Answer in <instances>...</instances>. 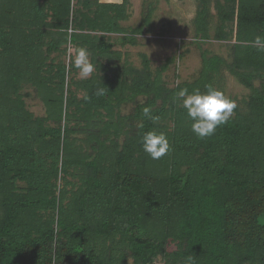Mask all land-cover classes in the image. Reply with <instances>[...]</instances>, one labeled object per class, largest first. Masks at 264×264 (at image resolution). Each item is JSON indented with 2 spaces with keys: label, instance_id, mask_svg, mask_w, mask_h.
Masks as SVG:
<instances>
[{
  "label": "trees",
  "instance_id": "1",
  "mask_svg": "<svg viewBox=\"0 0 264 264\" xmlns=\"http://www.w3.org/2000/svg\"><path fill=\"white\" fill-rule=\"evenodd\" d=\"M212 5L231 60L204 51L200 77L168 88L146 56L140 71L104 64L112 35L136 44L152 12L130 29L128 0H0V264H264V0H198L200 43ZM68 43L101 75L69 83L52 58ZM224 70L250 94L198 139L176 94L222 91ZM26 87L46 117L28 110ZM147 131L167 135L166 156L142 151Z\"/></svg>",
  "mask_w": 264,
  "mask_h": 264
},
{
  "label": "rangeland",
  "instance_id": "2",
  "mask_svg": "<svg viewBox=\"0 0 264 264\" xmlns=\"http://www.w3.org/2000/svg\"><path fill=\"white\" fill-rule=\"evenodd\" d=\"M100 1L113 3L110 1L117 0ZM118 1L122 3L124 0ZM126 10L127 18L126 21L122 22L123 26L130 29L138 27L141 25L144 16L150 11L152 14L149 25L143 28L141 34L136 35L137 43L134 45L130 43L123 45L120 43L122 38L120 35H112L114 43L113 56L104 61V64L110 61L109 64L112 67L116 64L120 67L130 65L140 71L144 68V56H146L150 60L152 72L156 75L161 71V78L168 88H174L184 82H193L200 77L204 65V51L231 60V49L235 42L216 39V28L220 22L214 5L211 6V37L205 43H200L196 36L195 19L198 12V0H128ZM62 49L64 52L52 54V58L56 59V63H64L68 67L67 81L69 83L72 79H75L76 82L87 80L95 73L101 75L96 67L94 72L85 79L80 78L77 69L69 71V68L73 66L72 60L75 56V48L68 43L64 44ZM64 49H66V52ZM89 59L92 62L91 55ZM255 85L259 86V81ZM221 90L226 97L236 102L237 107L244 109L245 100L248 99L250 91L226 70L223 71ZM26 92L30 93V96L25 98L28 110L35 117H46L47 107L42 99L36 95L33 88L26 87ZM140 101L143 102L144 98H140ZM133 105H124L122 113H131ZM63 107L65 110L67 107L66 101ZM75 137L77 139L82 138L81 135H75ZM123 139L120 141L123 142ZM172 249H174L173 246L170 250ZM157 263L162 264L161 259Z\"/></svg>",
  "mask_w": 264,
  "mask_h": 264
},
{
  "label": "clouds",
  "instance_id": "3",
  "mask_svg": "<svg viewBox=\"0 0 264 264\" xmlns=\"http://www.w3.org/2000/svg\"><path fill=\"white\" fill-rule=\"evenodd\" d=\"M69 32L73 29L69 28ZM256 45H264V40L257 37ZM258 51H264V46L258 48ZM90 53L84 47L75 48V56L72 65L79 71L82 79L88 78L95 70V65L89 59ZM95 95H105L103 89L96 91ZM181 101L180 106L186 110V115L191 123V131L198 139H203L214 135L216 129L227 123L237 104L234 100L225 96L223 91L206 86L205 92L199 89H193L189 92L187 88L180 89L176 94ZM88 99V97H85ZM143 116L153 121L159 117L152 115L150 107L143 108ZM141 149L150 159L159 160L166 156L171 145L167 135L164 132L147 131L141 138ZM191 257L188 258L189 262Z\"/></svg>",
  "mask_w": 264,
  "mask_h": 264
},
{
  "label": "crops",
  "instance_id": "4",
  "mask_svg": "<svg viewBox=\"0 0 264 264\" xmlns=\"http://www.w3.org/2000/svg\"><path fill=\"white\" fill-rule=\"evenodd\" d=\"M102 2V1H101ZM110 2H113V3H121V2H119L118 0L117 1H110ZM103 3V2H102Z\"/></svg>",
  "mask_w": 264,
  "mask_h": 264
},
{
  "label": "built area",
  "instance_id": "5",
  "mask_svg": "<svg viewBox=\"0 0 264 264\" xmlns=\"http://www.w3.org/2000/svg\"><path fill=\"white\" fill-rule=\"evenodd\" d=\"M156 264H158V263H156Z\"/></svg>",
  "mask_w": 264,
  "mask_h": 264
}]
</instances>
